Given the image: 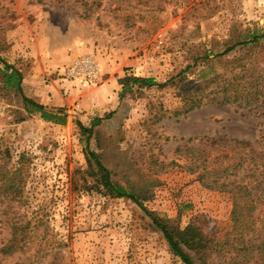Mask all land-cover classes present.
<instances>
[{"label":"rangeland","instance_id":"374dc122","mask_svg":"<svg viewBox=\"0 0 264 264\" xmlns=\"http://www.w3.org/2000/svg\"><path fill=\"white\" fill-rule=\"evenodd\" d=\"M99 1L84 7L77 0H0V57L21 72L26 97L47 102V112L64 118L63 124L44 121L0 84V166L14 171L20 163L24 186L20 207L4 209L0 195V217L30 222L32 260L41 264L56 251L67 264H183L140 207L106 192L87 152L147 210L180 229L192 224L221 239L232 226L230 196L203 188L187 170L201 158L186 155L205 139L223 138L247 142L246 150L264 156V104H204L176 115L178 80L194 82L199 68L191 67L192 55L221 52L238 34L264 30V0ZM243 53L216 67L227 68ZM87 55L97 61L100 78L82 87L66 73ZM260 62L264 68V58ZM125 77L167 84L123 87ZM95 120L90 135L77 125L90 128ZM8 238L0 225V245ZM184 251L194 264H231L228 257L201 260ZM17 259L0 256V264Z\"/></svg>","mask_w":264,"mask_h":264},{"label":"trees","instance_id":"16d2710c","mask_svg":"<svg viewBox=\"0 0 264 264\" xmlns=\"http://www.w3.org/2000/svg\"><path fill=\"white\" fill-rule=\"evenodd\" d=\"M140 1L138 4L147 5L145 0ZM77 2L84 7L98 6L100 3L99 0ZM222 45L224 49L221 52L204 50L191 56V67L199 70L195 74L194 82L186 84L184 79L178 80L182 107L180 112H175L176 115L187 114L204 104L218 107L230 105L243 109L264 104V68L260 65V57L264 58V30L244 31ZM242 51L243 55L226 62L227 68L219 70L216 67L223 58ZM22 79L21 72L0 57L2 89L20 96L25 107L39 113L44 121L63 124L64 118L47 112L44 106L23 94ZM121 81L123 87L132 84L146 88H162L167 84H157L151 78L125 77ZM173 81L174 78H171L168 84ZM77 125L83 134L90 135L92 127L98 125V120H95L90 128H85L79 123ZM246 147H249L247 142L233 139H205L198 146L189 148L186 155L191 160H194V157L201 158V164L190 162L187 170L198 174V181L203 188L230 196L232 226L221 239L208 235L192 224L180 229L147 210L134 192L112 181L109 170L101 164L94 152H87V156L95 164L93 176L99 180L106 192L116 198H128L140 207L163 235L171 254L183 264H194L184 249L193 252L201 260L215 254L228 257L231 264H264V156L252 149L246 150ZM214 161L220 163L216 164ZM89 166L91 167L90 162ZM240 172L243 174L238 177ZM20 173V163H17L14 171L0 166V195L6 200V210L13 204L18 207L24 205L20 197L24 187ZM37 224L41 225V220ZM0 225L9 229V238L0 245L2 258L17 255L18 259L14 264H41L32 260L37 252L31 255L34 239L30 234V222H24L23 217L7 216L6 220L0 217ZM62 245L66 247L60 240L59 246ZM46 264L67 263L61 252L56 251L49 256Z\"/></svg>","mask_w":264,"mask_h":264},{"label":"built area","instance_id":"2783aa9c","mask_svg":"<svg viewBox=\"0 0 264 264\" xmlns=\"http://www.w3.org/2000/svg\"><path fill=\"white\" fill-rule=\"evenodd\" d=\"M66 76L70 80H75L82 87L96 85L100 78L99 66L92 56L87 55L77 60L71 65Z\"/></svg>","mask_w":264,"mask_h":264},{"label":"crops","instance_id":"0c3cea01","mask_svg":"<svg viewBox=\"0 0 264 264\" xmlns=\"http://www.w3.org/2000/svg\"><path fill=\"white\" fill-rule=\"evenodd\" d=\"M111 67H112V65L109 66V69H108L109 71H111V70H110ZM109 73H110V72H109ZM114 79H116V78H114V76H113V80H114ZM111 80H112V77L109 76V77H108V81H111ZM110 83H111V82H110ZM111 84H112V83H111ZM57 100H58V99H56L55 101L58 102ZM55 101H54V102H55ZM40 103H41V105H45V106L48 105L49 107H51L50 104H48L47 102H40ZM40 103H39V104H40ZM45 106H44V107H45ZM52 107H53V106H52Z\"/></svg>","mask_w":264,"mask_h":264}]
</instances>
